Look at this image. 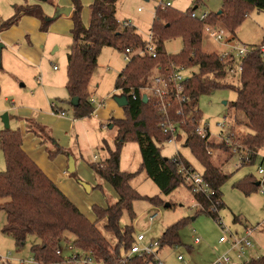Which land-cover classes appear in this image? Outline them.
Returning <instances> with one entry per match:
<instances>
[{
    "label": "trees",
    "instance_id": "16d2710c",
    "mask_svg": "<svg viewBox=\"0 0 264 264\" xmlns=\"http://www.w3.org/2000/svg\"><path fill=\"white\" fill-rule=\"evenodd\" d=\"M116 1L94 0L90 5L89 24L85 26L81 21L80 0H71L74 10L71 16V42L66 55L65 88L76 118L87 117L94 110L88 100V87L101 49L111 46L123 51L125 47L139 48L146 43V40L134 31V26L120 27L115 16ZM221 1V9L216 13H207L203 19L192 16V12L203 0H193L194 6L185 12L171 7L155 8L150 32L157 57L153 58L149 54L134 56L117 75L114 88L122 93L134 89L137 96H128V104L122 107L123 119H111V124L116 130L115 142L113 147L104 143L108 156L102 160L103 166L90 163L93 171L108 182L118 196L117 201L105 207L92 206L94 222L89 221L27 156L21 147L22 134L19 129L6 128L0 131V150L6 165L5 170L0 171V199L8 198L0 203V209H3L6 215L1 231L10 235L16 246L24 245L28 235H36L41 241L32 244L30 252L34 259L43 262L56 258L55 249L65 239L71 241L80 251H91L102 264H157L152 256L134 255L125 258L126 251L134 241V229L130 223L121 224L123 210H126L129 219L133 221L136 217L132 210L134 200L145 199L152 205H158L161 201L156 197L140 195L130 185V180L138 172H125L119 168L123 144L134 141L138 144L141 155L139 171L145 172L157 185L160 193L167 195L177 186L184 184L179 168L181 165L190 166V163L181 154L170 158L160 154L157 145L168 141L171 135L159 128L160 113L154 102L144 103L139 95V87L157 62L172 60L197 67V73H192L186 83L191 105L196 102L200 93L227 86L235 90L236 99L232 101L231 106L247 119L250 131L242 136L241 141L252 151L251 162L248 164L255 162L258 151L264 149V60L257 50L250 51L242 61L239 83L222 84L219 80L226 75L225 64L216 53L202 51V27L204 23H221L233 39L251 10L264 11V0ZM19 15L37 18L43 31L47 30L51 21L44 16L39 5L25 4L17 7L16 13L7 22L0 24V30L13 25ZM175 37H181L182 49L176 55H167L162 44ZM73 97L77 98V103L72 105ZM186 133L184 145L201 164L203 177L214 190L215 197L221 198L220 188L228 175L213 164L206 154L205 141L193 133L191 126L186 128ZM176 139H180V136H176ZM210 144L224 149L221 143ZM61 152V149L48 150V157L53 159ZM255 182L254 177L245 176L236 183V187L249 194L258 189ZM197 200L205 208L210 203L202 196H197ZM222 207L223 203L220 209ZM200 212H206L215 219L218 217L217 213L210 211ZM101 220H105L104 229L115 237L113 246L96 225ZM185 223L186 220L181 219L167 226L158 238L160 248L180 244L179 230ZM68 234L72 236L71 240L66 237ZM245 264H264V255Z\"/></svg>",
    "mask_w": 264,
    "mask_h": 264
},
{
    "label": "rangeland",
    "instance_id": "374dc122",
    "mask_svg": "<svg viewBox=\"0 0 264 264\" xmlns=\"http://www.w3.org/2000/svg\"><path fill=\"white\" fill-rule=\"evenodd\" d=\"M171 7L175 10L185 12L188 8L194 6L193 0H169ZM165 0H117L116 18L121 21H129L134 26V31L139 34L142 39L146 40L150 34V27L154 18V11L157 6L163 7ZM39 5L45 13H54V1L44 0H0V22H7L15 13L17 7L22 5ZM221 0H203L198 5L195 11L216 13L221 9ZM140 8V10H138ZM51 14V15H52ZM27 16V15H26ZM20 15L18 16L19 19ZM31 17V16H30ZM35 18V17H33ZM18 19L15 23L18 22ZM38 22L39 20L35 18ZM72 20V19H71ZM82 21V19H81ZM83 23V22H82ZM58 24V18L51 20L47 30L43 31L40 28V22L37 27L41 33H47L50 28ZM71 24V23H70ZM227 31L226 37L231 38L233 45L231 47L223 42L215 41L202 31V51L206 53H216L217 55L224 50H232V46L247 45L249 47L256 46L264 40V11L253 9L244 19L240 27L236 31V38L231 37L228 30L221 24L216 23ZM1 26V25H0ZM57 29L65 30L66 35L50 34L49 39H44L42 36H34L38 38V43L41 47L38 50L37 59L19 58V55L13 53L10 48L4 45L0 51V131L6 129L2 121V114L7 113L9 118V127L12 130L19 129L20 132L27 128L33 129L37 137L41 140L42 145L46 146L47 156L48 150L54 151L59 146L62 152L68 147H73L72 143L77 140L79 148L83 155L84 151L88 154H101L99 147L92 148L89 152V144L92 136L99 134L100 138H104L111 145L113 143L114 130L100 126L106 123L104 118L91 117L85 119L86 123L95 125L96 132H86L77 125L75 131L63 133L62 141H58L56 135H48L40 131V127L34 124V118H26L22 110L25 107H30L33 97L36 93L37 86H48L54 88L48 91L53 95L49 100V105L54 102L58 108L63 109L68 120L74 117L72 106L69 103L68 93L65 88L66 84V55L68 46L71 42L69 33L70 26H58ZM4 29L0 30V35ZM29 41V38L26 37ZM46 40V41H45ZM41 41V42H40ZM0 42L1 39H0ZM3 43V42H2ZM183 46L181 37H175L163 42L162 47L167 55L178 54ZM126 62L123 52L111 46H104L98 57L97 64L93 71L89 93L97 100H104V104L110 98H114L121 94L120 90L114 88L115 79L121 72ZM56 65L59 71L56 73L52 70ZM187 66L185 74L197 73L196 66ZM240 75H225L219 80L222 84L237 85ZM89 89V87H88ZM236 99V92L230 87H222L210 90L206 93H200L197 96L194 106L201 113L202 117L209 124L210 131L213 135L217 133L216 121L223 116L227 117V127L230 128L232 142L242 143L241 139L244 134L250 131L247 126V119L244 114L237 113L231 106L232 101ZM97 108L96 105H93ZM123 110V108H121ZM22 117H20V116ZM113 115V114H112ZM75 119H80L76 118ZM35 120V119H34ZM95 120V122H94ZM87 125V124H86ZM87 130V128H86ZM31 131V130H30ZM29 131V132H30ZM43 131V130H42ZM228 131V132H229ZM102 132V133H100ZM49 138V139H47ZM217 138V137H216ZM185 137L180 139L170 140L158 144L160 154L163 157H174L177 154L186 159L192 168L201 172L203 168L195 159L190 149L184 145ZM57 146H54V143ZM44 143V144H43ZM211 143L220 145L219 139H213ZM210 145L211 144H207ZM222 147H214L213 153L206 154L211 158L213 164L228 175L227 180L221 186L222 201L224 206L218 211V218L215 219L206 212H200L196 205L192 193L189 188L181 184L173 189L169 194L160 193L157 185L149 179L144 171H139L141 163V155L138 144L134 141L125 142L121 148L120 154V169L126 172H138L131 180L130 185L142 196L156 197L161 202L158 205H152L145 199L134 200L132 202V210L135 213L136 220L134 221L135 233L142 231L148 227L145 236L147 239H158L164 229L181 220H186V223L179 230L180 244L177 246H163L158 251V257L164 264H215L217 258L228 254L232 258L230 264H245L253 259H258L264 255V194L257 189L249 194H245L236 187V183L245 176H252L258 180L256 172V162L253 164L240 165L236 156H231L230 148L226 145ZM227 147V148H226ZM88 148V150H87ZM66 151L64 150V153ZM56 157V156H55ZM54 157V158H55ZM86 158V157H85ZM89 160V159H88ZM95 163L94 155L91 157ZM91 162V163H92ZM5 160L2 151L0 150V171L5 170ZM71 174L72 180L88 177V173L84 168H76ZM92 190L82 193L78 197V203L83 205L92 216V206H104L114 203V199L110 196L103 182L94 183L91 181ZM90 184V183H89ZM8 198L0 199V203L7 201ZM168 203L169 206H165ZM106 204V205H107ZM158 213L152 222L148 221V212ZM85 216V215H84ZM86 217V216H85ZM194 217V219H192ZM87 218V217H86ZM6 215L3 209H0V264H18V260H29L32 256L30 246L39 243L41 240L36 235H28L26 242L22 246H16L13 238L10 235L4 234L1 229L5 223ZM88 219V218H87ZM89 220V219H88ZM90 221V220H89ZM95 221V220H94ZM93 221V222H94ZM92 222V221H91ZM121 224H133L129 219L126 210L120 220ZM105 220L97 222V227L102 234L107 238L111 246L115 243V237L104 229ZM133 226V225H132ZM251 230V240L253 246L246 252L237 257L235 250L228 248L227 243H220L219 236L224 231H229L231 234H241L245 229ZM228 232V234H229ZM70 240L72 236L66 235ZM195 237L199 238V242L195 243ZM65 240V239H64ZM63 245V240L61 242ZM181 256V260H177V256Z\"/></svg>",
    "mask_w": 264,
    "mask_h": 264
},
{
    "label": "built area",
    "instance_id": "2783aa9c",
    "mask_svg": "<svg viewBox=\"0 0 264 264\" xmlns=\"http://www.w3.org/2000/svg\"><path fill=\"white\" fill-rule=\"evenodd\" d=\"M170 5L169 0H165L163 7ZM140 10V8H138ZM207 12L197 13L192 12L193 17L199 19L205 18ZM118 21V20H117ZM120 27L133 26L129 21H118ZM204 35L207 37L228 44L230 47L232 44L231 38L226 37L227 31L217 24L204 23L202 27ZM232 50H224L218 57L224 62V70L226 75H240L242 71V61L245 56L252 50H257L261 58L264 60V40L256 46L239 45L232 46ZM124 60L126 63L130 62L134 56H143L146 54L151 55L153 58L157 57V53L152 44V34L150 32L146 43L143 47H125L123 49ZM187 66L176 63L172 60L167 62H157L150 72L146 75L145 81L139 87L140 98L142 95H146L147 101H152L156 105L158 112L160 113V121L158 122L159 128L166 134L171 135L168 139L175 140L176 136H184L186 138V128L191 126L194 134L198 135L206 143L205 150L208 154L213 153V148L210 145L213 139H219V142L230 148L231 156H236L240 165H246L251 162L252 151L245 146L237 142H232L230 128L227 127V117L223 116L216 121L217 133L213 135L210 131L209 124L204 120L202 115H198L197 108L190 103V95L187 92L186 83L191 76L185 74ZM53 70L58 67L54 65ZM121 92V91H120ZM132 98H136L137 94L134 89H131L128 93H122ZM89 102L92 105L96 103L102 104L103 100H97L94 97H89ZM50 110L52 114L64 115V110L58 108L54 102L50 103ZM103 128L107 127L106 124L102 125ZM229 131V132H228ZM217 137V138H216ZM259 161L256 164V172L258 175V190L264 194V155H259ZM95 163L102 167V160L94 156ZM179 172L183 176L184 184L189 188L192 193L193 199L196 205L199 207V211H210L217 213L222 204L220 197H215L214 190L209 186L204 179L202 172L196 171L191 166L181 165ZM197 196H202L204 199L210 201L205 208L202 203L197 200ZM158 213L148 212L147 218L149 222H152ZM217 219H219L217 217ZM228 230L224 231L219 236V242L228 243V248L235 250L237 257L243 255L246 250L253 246L251 236V230L245 229L242 234H231ZM134 241L125 253V258L131 256H152L156 260L157 264H164L158 257V251L160 249L158 239H147L144 231H139L133 235ZM62 242V241H61ZM195 242H198V238H195ZM56 258L47 262L34 259L32 256L29 260H18V264H102L99 262L91 251H80L69 240H63V245L60 243L54 252ZM178 260H181V256H177ZM232 258L225 254L215 261V264H230Z\"/></svg>",
    "mask_w": 264,
    "mask_h": 264
},
{
    "label": "crops",
    "instance_id": "0c3cea01",
    "mask_svg": "<svg viewBox=\"0 0 264 264\" xmlns=\"http://www.w3.org/2000/svg\"><path fill=\"white\" fill-rule=\"evenodd\" d=\"M50 1H54V3H55L54 10L57 7H70L71 11L69 14H60L59 16L55 17V18H58V24L56 26H54L53 28H50L49 32L41 33L39 30H37L39 22L35 18L30 17V16H26V15H20L17 23H14L10 27L4 29V31L1 33L0 39L3 42V44L6 45L8 48H10V50L13 53H16L17 55H19V58L33 59L32 55L35 54L34 58L37 59L38 50L41 47V45H39V43L37 41L38 38H34V36H38V33L40 36H42L44 39L47 40V39H49L50 34H54L57 36V34H56L57 30H60L57 33L66 35V32H65L66 29H64V30L57 29L58 26H65V27L70 26L69 33L71 36V32H70L71 27H72L71 16H72V12L74 10V7H73L71 0H50ZM93 1L94 0H80V2L82 4L81 19H82V22L85 26H88V24H89L90 5L93 3ZM115 10H116V7H115ZM42 12L46 18H49L54 14V13L53 14L52 13H45L44 11H42ZM54 19H52V20H54ZM0 24H1V22H0ZM26 37L29 38V41L26 40ZM234 38H236V37H234ZM53 71L55 72V75H56V73L59 71V68H57L56 70H53ZM92 76H91V79H92ZM91 79L89 82V90H90V85H91ZM53 89L54 88H52V87L43 86V85H41L39 87L37 86L36 93L32 95V97H33L32 101L33 102H31L32 103L31 106L25 107L22 110V112H24V114H25V117L26 118H34L35 119V120L33 119L34 124H36L38 127L41 126L40 127V128H42V129H40L41 132L46 133L48 135H56L58 137V141L63 140V138L61 137V135H63V133H65V134H68V132L73 133V131L76 130L75 127H77V125L79 127H81L82 129H85L86 132L94 133V130L96 132L95 125L90 124V122L86 123L84 120L89 118V117H91V119H87V121H91L92 119H94V117H97L98 119L104 118L106 120V123H104V124H106L109 128L114 130V135L112 137L113 143L110 145L106 139H104V138L101 139L100 136H98L99 134L97 133L94 136H92V140L90 141L91 143L89 144V152L92 150V148L99 147L100 150L102 151L101 154H97V155L93 154V155L97 156V158L100 160H104L108 156L107 151L103 146L104 143H106L110 147H113L114 142H115L116 130L113 127V125L111 124V119L112 118L113 119H123L124 118V110L121 109L122 107L118 106L117 103L112 98H110L109 101L106 102V104H104V100L102 99L103 103L102 104L96 103L95 105L97 106V108H94L91 115H89L87 117L80 118V119H75L73 117L71 120L70 119L68 120V118L65 114L59 115V114H52L51 113L50 105L48 102L53 95L49 94L48 91H51ZM90 96L93 97L92 95H90ZM20 117H22V116H20ZM94 122H95V120H94ZM102 125L100 124L99 127H101ZM86 128H87V130H86ZM30 130L25 128L21 132V134H22V145H21V147H22L23 151L27 154V156L29 158H31L37 164V166L43 171V173L58 187V189L90 221L93 222L95 220L94 214H92V216H91L84 205H83V207H81V205L78 203L79 201L77 198L80 197L82 195V193H84L83 191L89 192L93 189L91 181L94 180V183L97 182V180L103 182L104 185L106 186L108 192L110 193V196L114 199V202L117 201L118 196H117L115 190L111 187V185L108 182H106L102 178H100L91 168L90 163L92 162L91 157H93V155H91V157H90V155L88 154V151H86V152L84 151V153H85V156H84L83 152H82L83 150L81 148H79V143L77 140L75 141V143H72L73 147H68V148L64 149L66 151L65 153L63 150V152L57 154L55 158L49 159V157L47 156V152H46L47 149L45 148L46 146H41L42 143H41V140L37 137V134L33 131V129H30ZM100 133H102V132H100ZM54 146H57L56 143H54ZM57 147L60 148L59 146H57ZM58 148H56V149H58ZM87 150H88V148H87ZM68 155H72L74 158L75 170H76V168L79 167V168H84L87 171L88 177H86V178L81 177L80 180L84 181L88 184L90 183L89 184V186H90L89 191H86L85 188L83 186H81V184L79 183V179H77V180L71 179L70 173H72V172H69L67 170V168H68ZM259 155H264V149H260L258 151V158H256V160H255L256 164L258 163V161L260 159ZM119 168H120V165H119ZM221 199H222V194H221ZM222 203H223V201H222ZM106 204H107V202L104 203V207L106 206ZM223 206H224V203H223ZM192 219H194V217ZM135 220H136V218H134L132 221L133 229H134V221ZM147 229H148V227L142 231H144V233H146ZM235 234H238V233H235ZM133 235H135V230L133 232ZM195 238H197V237H195ZM194 242H195V240H194ZM198 242H199V238H198ZM198 242H195V243H198ZM222 243H226V242H222Z\"/></svg>",
    "mask_w": 264,
    "mask_h": 264
},
{
    "label": "water",
    "instance_id": "95a60500",
    "mask_svg": "<svg viewBox=\"0 0 264 264\" xmlns=\"http://www.w3.org/2000/svg\"><path fill=\"white\" fill-rule=\"evenodd\" d=\"M70 11H71V8H70V7H57V8L55 9L54 14H53L51 17L47 18V19L52 20V19H54L55 17L59 16L60 14H69ZM2 47H3V43L0 42V51H1V48H2ZM141 99H142V102H144V103L147 102V97H146V95L143 94L142 97H141ZM113 100H114V101L117 103V105L120 106V107L126 106V105L128 104V98H127V96H126L125 94H120V95H118V96H115V97L113 98ZM76 103H77V98H76V97H73V98L71 99V104L73 105V104H76ZM1 118H2V121H3V123H4V127H5V128H8V127H9V118H8V114H7V113H3L2 116H1ZM67 170H68L69 172H73V171L75 170L74 158H73L72 155H68V168H67ZM79 183L81 184V186H83V187L85 188L86 191H89L90 186H89L88 183H86V182H84V181H81V180H79ZM255 185H258V182H257V181L255 182ZM165 206H169V204L166 203Z\"/></svg>",
    "mask_w": 264,
    "mask_h": 264
}]
</instances>
